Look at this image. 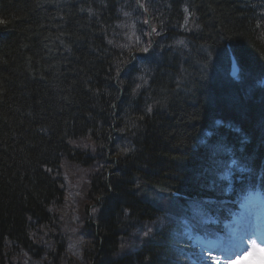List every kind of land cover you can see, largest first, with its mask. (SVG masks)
Here are the masks:
<instances>
[{
  "label": "trees",
  "instance_id": "1",
  "mask_svg": "<svg viewBox=\"0 0 264 264\" xmlns=\"http://www.w3.org/2000/svg\"><path fill=\"white\" fill-rule=\"evenodd\" d=\"M259 4L0 0L1 259L20 251L72 264L63 238L52 252L36 239L58 223L67 161L93 169L85 259L167 264L153 243L121 256L120 242L133 222L159 217L156 193L192 195L208 184L212 149L198 140L214 121L264 143V91L235 84L222 61L229 48L243 71L264 73ZM86 140L95 152L77 147Z\"/></svg>",
  "mask_w": 264,
  "mask_h": 264
},
{
  "label": "snow or ice",
  "instance_id": "2",
  "mask_svg": "<svg viewBox=\"0 0 264 264\" xmlns=\"http://www.w3.org/2000/svg\"><path fill=\"white\" fill-rule=\"evenodd\" d=\"M234 79H239V70L232 72ZM151 111V108L148 109ZM216 130L208 131L205 138L200 140V144L205 148L211 147L213 157L215 187L221 195H224L233 185L237 178L240 179L241 185L250 184L255 187V168L254 163L249 164L248 159L242 154L234 151L233 147L228 146V142L219 132V127H223V122L215 121ZM234 133H239V129H233ZM217 137L214 144H211V138ZM246 138H240L237 146L246 145ZM241 151L243 149L241 148ZM218 157V159H217ZM197 159H203L197 157ZM190 215L185 221V228L181 235L191 242L192 255L195 257V264H202L203 261H211V264H234V261L243 260L256 252L260 253V264H264V243L256 239V233L249 234L247 231L236 235L229 247H222L217 241L208 239L205 235L203 238L198 233L205 231V225L211 222L214 216H218L223 211L222 207L214 206L211 201L200 200L194 202L188 210ZM207 218V219H206ZM147 235V233H145ZM264 239V237H262ZM214 249L226 252L228 258H217Z\"/></svg>",
  "mask_w": 264,
  "mask_h": 264
},
{
  "label": "rangeland",
  "instance_id": "3",
  "mask_svg": "<svg viewBox=\"0 0 264 264\" xmlns=\"http://www.w3.org/2000/svg\"><path fill=\"white\" fill-rule=\"evenodd\" d=\"M146 0H138L141 6ZM260 141V140H259ZM90 141L86 140L80 142L77 147L86 151L89 149L92 153L95 152L94 147H90ZM263 142V141H262ZM96 154V153H95ZM95 168V167H94ZM62 180L64 183V197L62 203L54 210V222H58L55 229H40V234L36 236L37 244L40 249L48 250L52 252L57 240L65 238V252L63 255L67 256L68 260H71L72 264H89L85 259V252L88 250L89 245V233L86 232L85 227L90 223V209L89 203L86 200L88 185L90 180V174L93 172L91 167L78 168L67 161L62 166ZM57 218V220H56ZM89 224H88V223ZM60 224V232L57 231V226ZM170 224V217L164 215L157 222L152 224L141 225L126 241L121 250L122 255H128L134 253L138 248L135 242V238L141 239L147 238L150 240L153 230L156 228H165ZM47 229V228H46ZM147 233V235H145ZM92 240V239H91ZM84 253V254H83ZM256 253L247 256L243 259L242 263L236 264H260L254 256ZM91 255V254H89ZM7 257V256H6ZM41 260L31 258L26 254H22L20 251L12 258L3 257L2 264H57L60 263L59 259L56 261H45L43 256H40ZM211 262L210 260H208Z\"/></svg>",
  "mask_w": 264,
  "mask_h": 264
},
{
  "label": "bare ground",
  "instance_id": "4",
  "mask_svg": "<svg viewBox=\"0 0 264 264\" xmlns=\"http://www.w3.org/2000/svg\"><path fill=\"white\" fill-rule=\"evenodd\" d=\"M249 1H251V2H252L253 0H249ZM263 74H264V73H263ZM90 242H91V239L89 238V243H90Z\"/></svg>",
  "mask_w": 264,
  "mask_h": 264
}]
</instances>
